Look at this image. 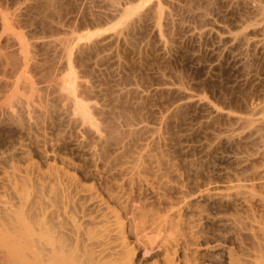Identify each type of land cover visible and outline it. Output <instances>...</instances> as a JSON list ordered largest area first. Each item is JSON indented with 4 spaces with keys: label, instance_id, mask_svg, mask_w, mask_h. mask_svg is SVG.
<instances>
[{
    "label": "rangeland",
    "instance_id": "374dc122",
    "mask_svg": "<svg viewBox=\"0 0 264 264\" xmlns=\"http://www.w3.org/2000/svg\"><path fill=\"white\" fill-rule=\"evenodd\" d=\"M180 2L184 8L177 12L173 24L169 22L163 26L169 41V48L163 51L154 39L149 38L145 28L131 31L125 43L119 45L118 52L103 49L97 43L96 40L101 41L116 30L121 31L126 22L125 12L121 15L114 11L116 0H0V6L6 8V12L16 8L22 11L19 13L23 19L21 15L19 17L24 21L27 18L28 24L14 27L27 34V38L31 31L32 35L54 37L63 35L61 27L75 31L70 44L72 50L68 48L67 52H71L66 56L72 57L73 72L77 79L83 80H77L81 83H77V93L86 102L84 104L89 102V109H92L95 122L90 125L92 129L99 127L105 136L115 135L122 140L127 124H139L142 120L152 123L157 116L162 117L161 130L168 143L166 141V146L162 142L153 144L154 152L160 153L156 156L162 164V171L165 169L168 177L184 184L191 194L190 207L200 208L207 216L199 230L201 246L222 243L230 248L209 251L202 248L194 257L187 254L188 250L180 248L175 260L178 258L181 262H177L183 264L184 260L197 257L200 264H241V260L249 255H264V249L254 245V236L244 228L249 226V221L264 215L262 203L256 196H264V12L257 13L245 0L232 3L214 0L211 7L205 0ZM208 6L223 28L214 27L220 34L219 39L206 35L197 47L182 31L181 23H202L201 17L194 18L192 12ZM6 45L7 42L0 41V48ZM212 46H218V49ZM191 53H194V58ZM48 56L44 55L41 67L33 70L34 77H51L63 69L51 63L52 66ZM15 61L10 65L11 74L16 71ZM67 72L64 71V75ZM5 86L0 83L1 105L9 100L3 95L8 92ZM44 93L49 95L50 90ZM50 94L48 117L55 122L58 119L55 117L61 113V98L57 92L54 93L56 96L53 92ZM34 115L29 124L26 115L14 118L0 113V176L1 170L11 164L23 165V158L15 153L20 142L27 145L33 159L40 161L42 152L48 149L43 134L53 138L64 135L62 129L43 130V116ZM90 126L89 129L87 126L82 128L85 132L81 128L77 130L83 138L89 137L88 140L92 141L90 136H94L95 129ZM145 134L143 131L138 133L141 138ZM65 136L67 134L61 137L62 140ZM132 148L133 145L128 146L123 153L127 155ZM107 150H104L102 158L105 157L108 164L102 168L104 175L97 179L91 175L94 171L92 163L86 156L83 158L81 152L65 145L60 153L75 162L76 175L104 189L110 186L112 179L108 174L112 164L108 161L111 151ZM170 165L176 167L179 177L169 174L166 168ZM241 184L246 185V189L237 187ZM200 188H207L214 195L212 201L199 200L197 189ZM187 213L188 218L191 215ZM231 220L239 221V225L231 226ZM148 251L137 252L139 264L163 262L162 250L154 247ZM4 252L0 246V264H31L18 262L17 258L15 261V257L12 259ZM61 256L55 264H60L67 255ZM74 259L68 255L66 261L76 263ZM66 261L63 262L66 264ZM78 261L77 264H81ZM32 264L42 263L34 260Z\"/></svg>",
    "mask_w": 264,
    "mask_h": 264
},
{
    "label": "bare ground",
    "instance_id": "6f19581e",
    "mask_svg": "<svg viewBox=\"0 0 264 264\" xmlns=\"http://www.w3.org/2000/svg\"><path fill=\"white\" fill-rule=\"evenodd\" d=\"M117 1L114 11L125 12L126 19H123L126 22L123 23V28H120L121 31L116 30L111 35L109 33L110 36L106 39L96 40L103 49L117 51L119 45L125 43L126 36L139 28H145L149 38L154 39L162 51L167 49L169 41L164 35L163 26H167L169 22L173 24L177 12L184 8L180 0ZM245 1L252 9L255 8L257 13L264 12V0ZM205 2L210 7L214 5V0ZM210 7L202 8L203 10L196 8L197 11L195 9L192 12L194 18H202V23H181L182 31L198 45L197 47H200L199 44L206 35L211 34L210 36L219 39L220 34L214 27L223 28ZM2 8L0 6V41L7 42V45L0 48V83L9 89L3 94L4 98L9 99V103L0 104V113L14 118L21 114L24 117L26 115L27 120H30L29 124L34 114L38 113L41 114L40 117L43 116V130L62 129L64 135L67 134L64 140L61 138L64 135L61 136L60 133V138L43 134V141L48 145V149L42 152L40 161L33 159L27 145L20 142L15 147V153L23 158V165L11 164L1 170L0 246L3 247L4 254L15 257L13 260L17 258L18 262L31 264L34 260L42 264H51L54 260L55 264L65 253L71 259L75 257L74 264H77V258L81 264H139L136 260L139 250L147 252L157 247L163 251L161 264H179L177 261L180 259L177 258L176 261L175 257L180 248L188 250L189 253H186L193 254V257L202 248L208 251L214 248L229 250L230 248L222 243L201 246L202 234L200 235L199 230L207 216L199 210L200 208L190 207L191 194L186 186L168 177L165 169L162 171V164L156 156L158 151L154 152L156 148L153 146L156 142H162L166 146L167 139L161 130L162 117L157 116L152 123L142 120L139 124H127L123 131L125 137L121 136L123 141L118 140L115 135L105 136L99 127L92 129V109H89V102L88 105L84 104L86 102H83L77 93V80L82 79H77L78 76L73 72L72 57L66 56L71 52L67 51L71 48L75 31L61 27L63 35L54 37L45 34L32 35L33 32L30 34V31L27 32L29 29H26V33L30 34L27 38V34L24 35V32L14 27L20 28V25L28 24L26 16L25 21L22 20V11L19 9V13L16 8L14 10L17 12H6V8ZM215 48L218 49V46ZM193 54L191 53V57ZM44 55L51 57L49 62L54 67L63 69L58 74L54 73L57 75H40L36 78L33 70L41 67L46 57ZM14 59L17 66L16 71L11 74L10 65ZM64 71H68L67 74L64 75ZM84 85L87 87L85 83ZM45 90H50L53 94L57 92L61 98V113L58 112L60 116L55 117L58 118L55 122L48 117V96L51 94H45ZM86 126L94 130V136H90L92 141H89V137V140L87 137L83 138L80 130H77L84 127L86 129ZM140 131L147 133L144 138L139 137ZM65 145L81 152L83 158L86 156L90 160L94 167L91 174L94 179L104 175L102 168L108 163L102 155L104 150H110V186L103 189L94 182H88L76 175L75 162L60 153ZM130 145H133V148L125 155L123 150ZM99 165L102 166L99 168ZM166 169L172 176H180L176 167L170 165ZM241 185L237 187L246 189V185ZM197 192L199 200L202 199L206 203L214 198L207 188L197 189ZM256 196L262 203L264 214V196ZM187 212L191 215L188 218ZM262 217L249 221V226H242L254 236V245L260 249H264V215ZM238 222L231 220L229 224L235 227L239 225ZM67 256L64 258L67 259ZM196 258H189V261L186 259L183 264H200ZM66 259H60V264ZM69 261L72 262L70 259ZM240 263L264 264V255H249Z\"/></svg>",
    "mask_w": 264,
    "mask_h": 264
}]
</instances>
